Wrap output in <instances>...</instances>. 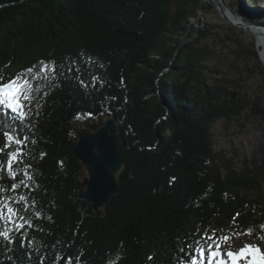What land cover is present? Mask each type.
<instances>
[{
  "label": "trees",
  "instance_id": "16d2710c",
  "mask_svg": "<svg viewBox=\"0 0 264 264\" xmlns=\"http://www.w3.org/2000/svg\"><path fill=\"white\" fill-rule=\"evenodd\" d=\"M214 6L0 0V264H189L218 233L264 242V163L224 174L213 146L220 120L251 105L264 118L201 79L211 50L190 25ZM109 113L138 151L122 150L120 192L97 217L75 198V124L96 130Z\"/></svg>",
  "mask_w": 264,
  "mask_h": 264
},
{
  "label": "rangeland",
  "instance_id": "374dc122",
  "mask_svg": "<svg viewBox=\"0 0 264 264\" xmlns=\"http://www.w3.org/2000/svg\"><path fill=\"white\" fill-rule=\"evenodd\" d=\"M218 1L240 10L243 16L247 14L246 7L254 10L247 21L264 29V0H256L255 5L249 0ZM207 2L202 0L201 3L207 6ZM227 14L214 6L199 13L191 22L190 26L199 32L195 38L203 35L205 40L200 43L211 50L210 58L200 68L201 79L206 84H221L230 92H240L251 104L258 103L264 109V53L259 48L263 41L235 25ZM252 52H257L260 58ZM17 93L10 90L2 97L8 107L16 111L22 108ZM255 109L252 110L251 105L242 115L222 119L213 128V146L224 174L229 169L242 173L246 167L252 169L255 162L264 163V118L257 116ZM82 124L80 120L75 124L77 133L83 129ZM262 189L264 191V185ZM237 260L244 264H264V242L250 236L218 233L217 237L204 239L189 264H236Z\"/></svg>",
  "mask_w": 264,
  "mask_h": 264
},
{
  "label": "water",
  "instance_id": "95a60500",
  "mask_svg": "<svg viewBox=\"0 0 264 264\" xmlns=\"http://www.w3.org/2000/svg\"><path fill=\"white\" fill-rule=\"evenodd\" d=\"M222 11L227 12L233 23L245 28L260 39V51L264 53V31L249 23L240 10H232L229 5L218 0H208ZM202 0H199V5ZM232 7V6H231ZM263 39V40H262ZM121 122L115 114L109 113L104 116L102 124L96 130L83 128L75 139L74 156L83 165L84 179L75 198L92 207L93 213L101 217L111 198L120 192V178L127 167L122 156V150L128 149L135 153L138 151L126 143H118L117 136L121 132ZM0 164L2 159L0 157ZM67 254L59 264H66Z\"/></svg>",
  "mask_w": 264,
  "mask_h": 264
},
{
  "label": "bare ground",
  "instance_id": "6f19581e",
  "mask_svg": "<svg viewBox=\"0 0 264 264\" xmlns=\"http://www.w3.org/2000/svg\"><path fill=\"white\" fill-rule=\"evenodd\" d=\"M262 40H263V39H262ZM261 252H262V251H261ZM257 256H259V255H257ZM245 259H248V256H247ZM248 263H249V262H248ZM236 264H244V262H243V261H238V260H237Z\"/></svg>",
  "mask_w": 264,
  "mask_h": 264
}]
</instances>
